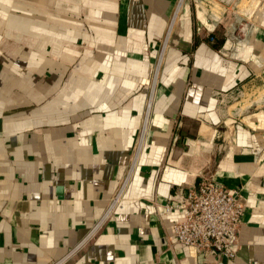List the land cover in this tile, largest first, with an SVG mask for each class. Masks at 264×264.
Returning a JSON list of instances; mask_svg holds the SVG:
<instances>
[{
	"label": "crops",
	"instance_id": "crops-1",
	"mask_svg": "<svg viewBox=\"0 0 264 264\" xmlns=\"http://www.w3.org/2000/svg\"><path fill=\"white\" fill-rule=\"evenodd\" d=\"M202 1L0 0V264H264V103L239 100L264 79V0ZM204 178L239 190L232 260L176 244L161 210Z\"/></svg>",
	"mask_w": 264,
	"mask_h": 264
},
{
	"label": "built area",
	"instance_id": "built-area-1",
	"mask_svg": "<svg viewBox=\"0 0 264 264\" xmlns=\"http://www.w3.org/2000/svg\"><path fill=\"white\" fill-rule=\"evenodd\" d=\"M201 6L202 0H191ZM246 16V15H244ZM247 17V16H246ZM240 21V28L236 31L237 40L248 34V26ZM212 43L214 38L209 37ZM165 41L162 44L164 49ZM163 51V50H161ZM159 72L158 63L152 68L149 82V102L146 110L150 108L152 94L157 82ZM146 122H144V125ZM176 141V138H174ZM141 142V138L140 141ZM125 177L118 189L112 203H118V198L126 186ZM167 204L161 206V210L170 212L182 211L183 219L172 226L175 243L194 248L198 253L214 252L226 259H234L239 249V232L241 217L245 211L241 202L239 190L230 191L227 188L214 184L210 178H204L197 184L189 187L184 200L175 202L169 198ZM162 246L171 247L166 238L161 240ZM65 260L51 262L50 264H64Z\"/></svg>",
	"mask_w": 264,
	"mask_h": 264
},
{
	"label": "rangeland",
	"instance_id": "rangeland-1",
	"mask_svg": "<svg viewBox=\"0 0 264 264\" xmlns=\"http://www.w3.org/2000/svg\"><path fill=\"white\" fill-rule=\"evenodd\" d=\"M251 8H245V6H236V8L232 9L233 18L236 19L235 25V33L240 28V26H237L239 22L247 21L246 18H252L253 13L250 12ZM246 15V16H244ZM150 81V80H149ZM254 88H252V85L249 88H246V91L241 92L239 95L240 101H246L248 105L246 106H253V105H261L264 103V79L260 80L256 85H253ZM243 102V103H244ZM117 204V203H116ZM116 204L112 203L110 204V207L115 206Z\"/></svg>",
	"mask_w": 264,
	"mask_h": 264
}]
</instances>
